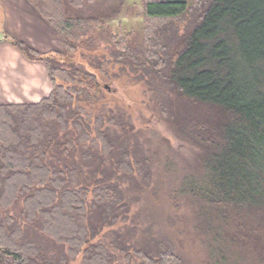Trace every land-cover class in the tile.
Masks as SVG:
<instances>
[{
	"label": "trees",
	"instance_id": "1",
	"mask_svg": "<svg viewBox=\"0 0 264 264\" xmlns=\"http://www.w3.org/2000/svg\"><path fill=\"white\" fill-rule=\"evenodd\" d=\"M31 2L61 34L64 52L40 56L12 42L43 63L52 90L37 104L0 106V264H69L79 256L80 264H115L121 255L128 261L130 248L114 240L92 242L127 209L112 182L115 174L80 184L83 173L74 165V152L81 148L89 169L95 160L109 168L118 155V171L142 178L134 187L139 195L148 191V161L135 157L132 164L130 154L118 149L110 127L114 117L98 116L92 123L83 108L73 107L80 97L99 96L102 86L93 73L69 62L79 45H89L76 44L78 31L96 30L102 19L120 24L125 1ZM141 13L144 48L130 51L119 25L111 38L116 62L163 70L182 99L220 115L211 122L210 116L166 120L176 136L202 153L195 165L180 169L165 147L151 190L159 197L154 200L166 198L176 211L188 208L204 264H264V0H196L193 6L185 0H143ZM183 16L189 20L181 34L173 23ZM16 204L17 217L11 211ZM132 253L142 264H181L168 248L156 255Z\"/></svg>",
	"mask_w": 264,
	"mask_h": 264
},
{
	"label": "rangeland",
	"instance_id": "2",
	"mask_svg": "<svg viewBox=\"0 0 264 264\" xmlns=\"http://www.w3.org/2000/svg\"><path fill=\"white\" fill-rule=\"evenodd\" d=\"M124 1V8L119 18L120 24L116 20L102 19V25L98 29L86 33L82 30L78 31L76 44L87 40L89 45H79L76 52L70 54L69 62L93 73L102 86V92L96 97L90 94L92 96L90 99L80 97L73 107L83 108L84 113L92 116V123L98 116H103L105 121L109 116L114 117L116 124L110 127L119 140L118 149L124 148L130 154L131 163L135 157H145L151 178L148 191L139 195L134 187L141 186L142 178L136 172L127 176L118 171L115 166V162L119 159L118 155L112 158L113 166L109 168H105L95 160L89 162V165L92 164L89 169L84 164L88 158L81 159V154L78 153L81 148L75 147L74 165L81 168L83 173L79 183L88 185L103 176L110 177L114 173L115 177H111L112 182L116 181L122 195L121 203L127 207L118 220L111 226L105 225L92 242L114 240L118 246L130 248L131 258L127 261L121 255L115 264H142L141 259L132 252L149 251L150 254L156 255L158 251H166L167 248L180 258L181 264H204L205 251L198 239L192 236L188 208L183 206L176 211L166 198L160 197L155 201L158 195L155 197L151 190L159 179L158 167L163 160L162 153L165 147L175 154L180 169L195 165L197 156L202 153L191 141L176 136L166 124V120L169 118L178 122L180 118L201 119L202 116H210L211 119L209 117L208 121L211 122L218 120L220 115L213 108L182 99L164 79L163 70L155 71L152 68L145 71L134 70L116 62L117 49L111 38L120 30L119 25L124 31V38L130 51L135 54L141 53L145 44L141 13L143 0ZM185 1L193 6L196 0ZM183 17L173 23L181 34L185 31L189 20L188 17ZM84 113L80 115L85 117ZM73 135L75 136L74 133ZM99 153L96 155L100 156ZM68 161L71 164V161ZM97 166L99 167L96 173L91 175L90 171ZM19 209L20 205L16 204L11 210L16 217ZM80 260L79 256L69 264H80Z\"/></svg>",
	"mask_w": 264,
	"mask_h": 264
},
{
	"label": "crops",
	"instance_id": "3",
	"mask_svg": "<svg viewBox=\"0 0 264 264\" xmlns=\"http://www.w3.org/2000/svg\"><path fill=\"white\" fill-rule=\"evenodd\" d=\"M0 106L37 104L52 90L43 63L12 42L40 56L62 54L64 41L31 0H0Z\"/></svg>",
	"mask_w": 264,
	"mask_h": 264
},
{
	"label": "built area",
	"instance_id": "4",
	"mask_svg": "<svg viewBox=\"0 0 264 264\" xmlns=\"http://www.w3.org/2000/svg\"><path fill=\"white\" fill-rule=\"evenodd\" d=\"M1 39H2V38H1V36H0V41H1Z\"/></svg>",
	"mask_w": 264,
	"mask_h": 264
}]
</instances>
